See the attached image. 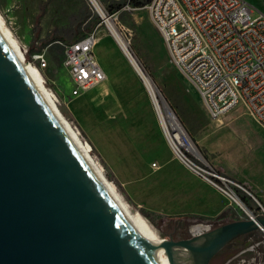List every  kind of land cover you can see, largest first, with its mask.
Returning <instances> with one entry per match:
<instances>
[{"label":"rangeland","instance_id":"1","mask_svg":"<svg viewBox=\"0 0 264 264\" xmlns=\"http://www.w3.org/2000/svg\"><path fill=\"white\" fill-rule=\"evenodd\" d=\"M245 1L254 8V18L264 14V0ZM96 2L105 15L112 16L110 21L128 43L129 51L154 82L202 157L221 173H225L224 167L244 171L255 166L264 170V127L245 108L232 112L221 122L212 120L194 85L171 61L166 42L147 10L124 9L129 0ZM0 15L20 44L27 62L40 71L59 110L66 113L64 116L78 130L107 179L130 209L147 221L159 240L189 239L191 227L196 225L215 229L230 223L227 220L248 219L239 206L230 204L200 180L197 197L184 199L185 203L178 201L177 194L185 191L175 188L158 172L162 162L174 155L149 92L90 0H0ZM97 18L100 23L92 32L98 29L106 35L96 56L107 79L75 96L64 67V48L60 42L70 43L80 33H92L89 22ZM37 54L44 56L47 66L35 63ZM233 118H237L235 123L224 128ZM231 179L247 189L240 180ZM236 192L239 198L242 195L249 198L248 203L243 202L248 211L255 216L264 215L262 203L243 190ZM181 205L184 210H178ZM213 207L225 210L213 217L210 209ZM181 214L196 217L181 220L176 217ZM262 234L257 230L240 249L234 248L235 245L221 251L214 264H264V239L259 241ZM232 252L237 254L232 257Z\"/></svg>","mask_w":264,"mask_h":264},{"label":"water","instance_id":"2","mask_svg":"<svg viewBox=\"0 0 264 264\" xmlns=\"http://www.w3.org/2000/svg\"><path fill=\"white\" fill-rule=\"evenodd\" d=\"M23 59L0 22V264H159ZM247 211L199 236L162 238L170 264H209L264 230V215Z\"/></svg>","mask_w":264,"mask_h":264},{"label":"built area","instance_id":"3","mask_svg":"<svg viewBox=\"0 0 264 264\" xmlns=\"http://www.w3.org/2000/svg\"><path fill=\"white\" fill-rule=\"evenodd\" d=\"M126 8L147 10L166 42L171 61L194 85L212 120L221 122L232 112L245 108L264 127L263 13L254 18V8L245 0H150L143 7H136L129 0ZM104 36L96 29L78 41L60 42L75 96L107 79L96 56ZM34 61L47 66L43 55H34ZM168 144L174 157L194 176L240 208L246 207L236 192L249 194L246 189L215 170L195 146L197 153L173 139Z\"/></svg>","mask_w":264,"mask_h":264},{"label":"bare ground","instance_id":"4","mask_svg":"<svg viewBox=\"0 0 264 264\" xmlns=\"http://www.w3.org/2000/svg\"><path fill=\"white\" fill-rule=\"evenodd\" d=\"M90 2L94 6L96 12L102 18L105 19V22L107 23L108 29H109L112 37L116 41L117 45L119 46V48L121 49V51L123 52L125 57L130 62L131 66L133 67L135 72L138 74L140 79L143 81L146 89L148 90L149 95H150L151 100H152V103L154 105L155 111H156V115H157L159 124L161 126V129L164 133V136H165L167 142L169 141V143H170L171 139H173L177 144L188 148L192 152L197 153L198 151L196 150L194 145L190 142V140L187 138V136L184 135L185 133L182 130L179 122L176 120L175 116L173 115V113H171L168 106L166 105L164 99L161 96L160 91L158 90V88L156 87L154 82L150 79V77H148L144 74V72L142 71L141 67L139 66L137 60L133 57V55L129 51L128 43L124 40L122 35L119 33L118 29L116 28V25L107 19V16L104 14L103 10L99 6V4L96 2V0H90ZM0 22H1L2 26L4 27V29L10 35L13 42L15 43L18 51L23 55V57H24L23 61L28 66L29 70L31 71V73L33 74V76L35 77V79L37 80L39 85L41 86L42 90L46 94L49 101L52 103V105L55 107V109L62 115V117L65 120L66 124L68 125L69 129L73 133L74 137L77 139V141L79 142V144L81 145V147L83 148L85 153L88 155V157L90 158V160L92 161V163L94 164V166L96 167L98 172L101 174V176L103 177V179L107 183V185L113 190L116 197L118 198L120 203L123 205V207L127 211L132 223L136 227L140 236L144 240L149 242V245H150L149 248L151 249L152 253L154 254V256L157 259V261L159 262V264H170L169 257H168V255H169L168 247L164 244H161L162 241L159 240L154 235L149 224L141 216V214L138 212L132 211L130 209V207L128 206V204L118 194V192L116 191L114 186L111 184L112 182H110L107 179V177L103 173L100 166L97 164V162L92 157L90 148L83 141L78 130L72 125V123L70 121H68V119L59 110L58 105H57V101L55 100L53 94H51V92L48 90L47 86L45 85L44 78H43L42 74L40 73V71L34 65L27 62L26 57L24 55V52L22 51L20 44L14 38L12 32L7 28L5 21L1 15H0ZM241 207L243 208V209L242 208L241 209L244 212L247 210V207H245L244 205H241ZM190 231L195 236H199V235H202V234L206 233L207 231H209V228H208V226H204V225H199V226L196 225V226H192ZM261 231L264 232V230H261Z\"/></svg>","mask_w":264,"mask_h":264},{"label":"crops","instance_id":"5","mask_svg":"<svg viewBox=\"0 0 264 264\" xmlns=\"http://www.w3.org/2000/svg\"><path fill=\"white\" fill-rule=\"evenodd\" d=\"M105 41H106V35L104 36L102 43L98 45V47L101 46ZM98 47L96 48V51ZM103 70L105 71L104 68ZM236 119L235 118L231 119L232 122L226 125L224 128H229L230 125L235 123L234 120ZM219 130L220 129L216 130L215 133H217ZM223 171L225 172V173L222 172L224 175L227 174L226 176L230 178L240 180L242 184L246 185L245 186L247 188L246 191L249 193V195L254 197L259 203H262L264 205V170H260V168L253 166V167L247 168L244 171L235 170L232 167H224ZM158 172L160 173L161 176H163L166 179L168 183L174 184L176 186L175 188L185 191L182 194H177L179 196L177 197L178 201L180 199V201H183L185 203L184 199H188V198L192 199L194 197H197L196 188L198 187V182L200 179L194 176L188 169H186L174 156L172 158L171 157L166 158V160L162 162ZM200 181L204 183L205 185L209 186L207 183L203 182L202 180ZM209 187L213 189L215 192H217L219 195H221L223 198H225L227 201H229L230 204L233 203L227 197H225L224 195L216 191L214 188H212L211 186ZM210 209L212 211L213 217H215V215H220L225 210V208H223L222 210L220 209L215 210L214 207ZM178 210H184V207L181 205L180 207H178ZM176 217H178V219H181V220L182 219L186 220V219H190L191 217L195 218L196 216L189 217L187 215L181 214ZM228 221L231 222L233 220H227V222ZM249 236L250 235H245L239 238L238 240H236L235 242H233V244L234 245H237V244L244 245L246 244V240L249 239Z\"/></svg>","mask_w":264,"mask_h":264},{"label":"trees","instance_id":"6","mask_svg":"<svg viewBox=\"0 0 264 264\" xmlns=\"http://www.w3.org/2000/svg\"><path fill=\"white\" fill-rule=\"evenodd\" d=\"M149 1H150V0H147L146 2H144V1H140V0H132L131 4L134 5V6H136V7H143V6H144L146 3H148ZM118 7H119V9L122 8L121 5H119ZM99 23H100V19H99V18H97V19H95V20H91V21L89 22V32H92V31L96 28V26H97ZM84 36H86V34H83V33L78 34V35L75 37V39H74L73 42L80 40V39L83 38ZM55 60L60 61V57H56V56H55ZM65 114H66V113H65ZM65 114L63 113V115H65ZM205 159H206V158H205ZM240 194H241V193H240ZM240 199H241V201L244 202L245 204L249 202V201H248L249 198L246 197L245 195H242V197H240ZM249 235L251 236V234H249ZM263 239H264V235L262 234L261 237H259V241H261V240H263Z\"/></svg>","mask_w":264,"mask_h":264},{"label":"flooded vegetation","instance_id":"7","mask_svg":"<svg viewBox=\"0 0 264 264\" xmlns=\"http://www.w3.org/2000/svg\"><path fill=\"white\" fill-rule=\"evenodd\" d=\"M233 245V246H232ZM239 245V246H238ZM242 245L243 244H237L236 246H238V248L233 244V243H231L230 245H228V246H226L222 251H225L227 248H233L234 246V248H237V249H240L241 247H242ZM237 249H235V250H237ZM231 254H233V256L232 257H234L237 253L235 252H232ZM216 257L217 256H215L212 260H211V262L209 263V264H214V260L216 259Z\"/></svg>","mask_w":264,"mask_h":264}]
</instances>
